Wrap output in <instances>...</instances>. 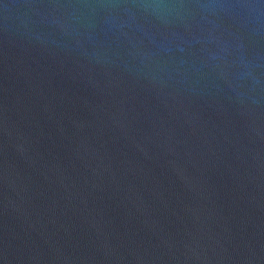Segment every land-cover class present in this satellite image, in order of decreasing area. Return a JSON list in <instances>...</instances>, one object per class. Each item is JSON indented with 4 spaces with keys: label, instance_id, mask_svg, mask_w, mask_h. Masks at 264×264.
<instances>
[{
    "label": "water",
    "instance_id": "water-1",
    "mask_svg": "<svg viewBox=\"0 0 264 264\" xmlns=\"http://www.w3.org/2000/svg\"><path fill=\"white\" fill-rule=\"evenodd\" d=\"M0 264H264V0H0Z\"/></svg>",
    "mask_w": 264,
    "mask_h": 264
}]
</instances>
